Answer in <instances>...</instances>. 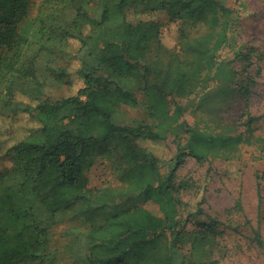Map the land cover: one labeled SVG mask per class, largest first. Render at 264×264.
Returning <instances> with one entry per match:
<instances>
[{
  "label": "trees",
  "instance_id": "16d2710c",
  "mask_svg": "<svg viewBox=\"0 0 264 264\" xmlns=\"http://www.w3.org/2000/svg\"><path fill=\"white\" fill-rule=\"evenodd\" d=\"M34 3L0 0V264H55L52 227L78 219L83 227L67 228L82 241L71 250L76 264H206L197 239L184 251L185 219L171 186L187 155L206 160L241 133L179 120L188 104L176 102L171 111L167 98L194 94V110L208 122L229 102L245 99L248 106L249 86L217 58L234 38L238 10L230 0H40L32 14ZM130 8L164 10L177 26L175 47L162 41L160 23L128 21ZM72 40L79 43L74 51ZM42 54L79 62L81 85L73 94L43 99L45 82L35 74ZM241 55L249 58L234 49L235 60ZM53 72L60 82L70 75L66 65ZM120 79L143 92L155 121L116 120L121 105H141ZM214 79L220 82L210 85ZM18 127L27 130L20 135ZM167 132L187 137L162 172L163 159L145 142L163 143ZM93 153L111 159L120 184L89 185ZM133 199L153 200L162 216ZM203 201L187 216L203 214ZM99 209L104 217L93 218ZM254 239L264 250L259 230Z\"/></svg>",
  "mask_w": 264,
  "mask_h": 264
},
{
  "label": "rangeland",
  "instance_id": "374dc122",
  "mask_svg": "<svg viewBox=\"0 0 264 264\" xmlns=\"http://www.w3.org/2000/svg\"><path fill=\"white\" fill-rule=\"evenodd\" d=\"M40 0H35L32 14L39 9ZM93 5V2L91 3ZM230 4L238 10V22L234 38L230 45L220 48L218 60L237 70V79L250 88L248 106L245 99L229 102L218 115L217 120L208 122L201 111L194 110L197 97L194 94L169 97L168 106L172 111L176 102L188 104L182 110L179 120H187L202 130L237 134L241 140L222 148H212L206 160L198 161L192 155H187L178 168L171 190L179 198L180 216L185 219L183 234L184 251L190 246L189 241L196 240L200 253L206 264H264V250L254 239L255 231L259 230L264 240V0H230ZM127 19L131 23L142 20H152L162 25L161 38L173 48L177 42V26L169 22V15L164 10L154 12L130 8ZM79 46L77 41H71L74 51ZM247 52L234 58V49ZM250 64L244 70L242 66ZM35 74L45 82L43 99L55 101L63 96L73 94L81 85L75 71L79 65L77 60L40 55L36 60ZM67 66L70 75L62 82L56 81L53 69ZM237 80V81H238ZM134 92L141 103L138 107L121 105L116 112V120L122 124H132L136 121L152 122L146 112L145 95L129 80L120 79ZM220 79L209 82L219 83ZM26 127H18L14 131L23 134ZM10 136L13 134H9ZM163 143L145 142L162 159L161 171H166L167 162L174 155L178 142L183 144L187 134L180 137L167 132ZM13 137L7 140L12 141ZM95 162L87 171L89 185L92 187H108L120 184L112 174L111 159L93 153ZM111 158V157H110ZM95 197L100 195L97 191ZM204 213L197 217L187 216V212L201 199ZM117 199V198H116ZM130 203H138L148 208L154 214L162 216L159 205L151 199H133ZM102 210H97L92 217H104ZM70 224L83 227L80 219L72 222H62L52 227L53 244L59 250L55 264H76L71 255L72 248L82 247L78 235L67 230Z\"/></svg>",
  "mask_w": 264,
  "mask_h": 264
}]
</instances>
